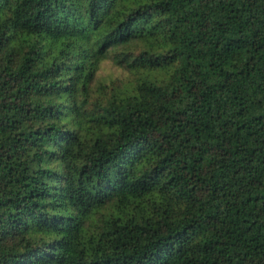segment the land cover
<instances>
[{
    "label": "trees",
    "instance_id": "trees-1",
    "mask_svg": "<svg viewBox=\"0 0 264 264\" xmlns=\"http://www.w3.org/2000/svg\"><path fill=\"white\" fill-rule=\"evenodd\" d=\"M0 264H264V0H0Z\"/></svg>",
    "mask_w": 264,
    "mask_h": 264
},
{
    "label": "rangeland",
    "instance_id": "rangeland-1",
    "mask_svg": "<svg viewBox=\"0 0 264 264\" xmlns=\"http://www.w3.org/2000/svg\"><path fill=\"white\" fill-rule=\"evenodd\" d=\"M121 71L115 67L111 61L106 60L102 64V68L100 69V77L106 78L109 77L112 73H120Z\"/></svg>",
    "mask_w": 264,
    "mask_h": 264
}]
</instances>
